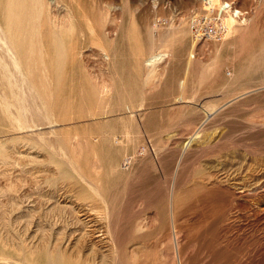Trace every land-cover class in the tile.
Instances as JSON below:
<instances>
[{
  "label": "rangeland",
  "instance_id": "rangeland-1",
  "mask_svg": "<svg viewBox=\"0 0 264 264\" xmlns=\"http://www.w3.org/2000/svg\"><path fill=\"white\" fill-rule=\"evenodd\" d=\"M0 264H264V0H0Z\"/></svg>",
  "mask_w": 264,
  "mask_h": 264
},
{
  "label": "built area",
  "instance_id": "built-area-1",
  "mask_svg": "<svg viewBox=\"0 0 264 264\" xmlns=\"http://www.w3.org/2000/svg\"><path fill=\"white\" fill-rule=\"evenodd\" d=\"M228 9H225V11H229V7H227ZM224 11V12H225ZM226 31H224V28H223V25L220 26L219 28H210V29H207V30H204L202 33L203 34H198V38L200 39H203L205 37H209L211 38L212 40H215V41H220L222 39V36L224 35Z\"/></svg>",
  "mask_w": 264,
  "mask_h": 264
},
{
  "label": "bare ground",
  "instance_id": "bare-ground-1",
  "mask_svg": "<svg viewBox=\"0 0 264 264\" xmlns=\"http://www.w3.org/2000/svg\"><path fill=\"white\" fill-rule=\"evenodd\" d=\"M236 13H239V11L236 12ZM226 29H227V28H226ZM196 33H197V32H196ZM196 33H195V34H196ZM196 36H197V35H196ZM183 43H184V42H183ZM183 43H182V44H183ZM173 52H174V50H173ZM173 54H174V53H173ZM154 59H155V58H154ZM156 59H157V58H156ZM181 84H182V88H183V87H184V83L182 82ZM211 108H212V107H211ZM214 111H215V110H214ZM218 111H219V110H218ZM207 112H208V111H207ZM207 112H206V114H207ZM212 114H213V110L211 109V110H209V112H208V116L205 115V116H207V117H205V120L208 119V117H210V115H212ZM205 120H203V121H205ZM203 121H202V122H203ZM202 124H203V123H202Z\"/></svg>",
  "mask_w": 264,
  "mask_h": 264
}]
</instances>
